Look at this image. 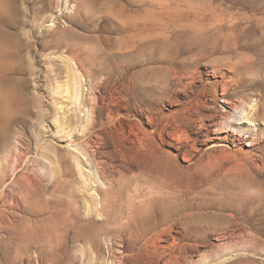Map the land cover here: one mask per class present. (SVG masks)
<instances>
[{
  "label": "rangeland",
  "instance_id": "1",
  "mask_svg": "<svg viewBox=\"0 0 264 264\" xmlns=\"http://www.w3.org/2000/svg\"><path fill=\"white\" fill-rule=\"evenodd\" d=\"M0 221V264H264V0H0Z\"/></svg>",
  "mask_w": 264,
  "mask_h": 264
},
{
  "label": "bare ground",
  "instance_id": "2",
  "mask_svg": "<svg viewBox=\"0 0 264 264\" xmlns=\"http://www.w3.org/2000/svg\"><path fill=\"white\" fill-rule=\"evenodd\" d=\"M221 96L222 99L220 102L223 104V109H225L227 115L223 122L216 124L215 128L212 130V134L218 139L223 140L234 139L235 141L238 140L237 137L242 138L243 141L247 142L245 145L249 147L254 143V141H256L258 134L257 130L250 128L252 126L251 122L256 121V110L253 109L252 113L244 115L245 110L240 111V109H237V105L232 103L233 101L231 102L229 99H227L224 93H222ZM239 104H241V108L242 105H244L242 103ZM232 108H235V111ZM244 125H247L248 127L245 128L243 127Z\"/></svg>",
  "mask_w": 264,
  "mask_h": 264
}]
</instances>
